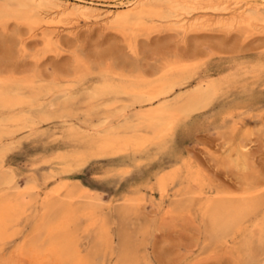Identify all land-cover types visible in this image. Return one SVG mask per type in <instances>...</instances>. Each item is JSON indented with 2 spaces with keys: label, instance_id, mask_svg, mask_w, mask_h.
Returning a JSON list of instances; mask_svg holds the SVG:
<instances>
[{
  "label": "rangeland",
  "instance_id": "374dc122",
  "mask_svg": "<svg viewBox=\"0 0 264 264\" xmlns=\"http://www.w3.org/2000/svg\"><path fill=\"white\" fill-rule=\"evenodd\" d=\"M48 1L52 7H44L48 12L29 5L0 17V92L16 90L23 101L12 108L0 107L4 127H0V160L14 170L20 185L29 177L35 181L38 204L50 196L55 184L67 186L76 180L96 192L97 213L111 218L113 244L120 226L116 209L133 197L131 218L146 226L133 239L140 264H244V253L236 248L242 236L222 244L208 239L203 211L218 196H264V23L223 28L209 21L190 28L187 23L198 16L193 14L185 20L183 16L148 19L119 29L110 17L127 0ZM179 20L185 22L184 28L178 27ZM172 63L185 68L178 73ZM164 66L186 81L171 96L209 86L213 94L208 104L189 114H175L171 128L160 137L142 131L138 141L131 139L121 149L99 148L97 130L109 111L103 102L93 111L80 100L106 82L154 81L165 72ZM122 97L111 108L130 103ZM38 111L47 114L41 117ZM18 112L33 114L34 119L21 120ZM173 171L165 188L159 189L157 178ZM180 201L184 207H173ZM26 222L18 227L17 236L9 231L0 238V264L27 263L17 251L32 232L31 220ZM255 243V264H264V254ZM115 257L111 255L106 264H114Z\"/></svg>",
  "mask_w": 264,
  "mask_h": 264
},
{
  "label": "bare ground",
  "instance_id": "6f19581e",
  "mask_svg": "<svg viewBox=\"0 0 264 264\" xmlns=\"http://www.w3.org/2000/svg\"><path fill=\"white\" fill-rule=\"evenodd\" d=\"M2 2H4V4ZM2 2H1L2 4L0 3L1 4L0 17H3L10 13L12 14L13 12H18L21 9L26 10L24 8L27 6L29 7V5H32L33 9L34 7L39 10L44 9V7L48 6V3L50 1L48 0H5L4 1L3 0ZM120 4L121 7L120 8L118 7L119 9L116 8L117 10H115L112 13V17H110L111 18L110 23L114 27L119 29L127 25L130 26L137 24L141 25V23H143L144 21L147 23L148 19L152 21V19H166V18L169 19V18H177L179 16H183V20H185L188 19L189 16L193 14H196L198 16L192 18L193 22H190V24L187 23V25H189L187 27L196 28L195 26L198 25L197 28H199L200 25H202L203 23L205 25H208L206 23H208L209 21H212L211 22L212 26L214 24L218 27H223V28H230L233 25L249 27L254 25L255 23H264V0H127L124 2L121 1L119 5ZM48 7L49 9L52 8L50 6ZM76 7H79V5L78 6L76 5ZM62 9L61 11L64 10ZM47 10L45 11L44 9L42 11L48 12ZM81 12L82 11H80L79 13ZM39 15L35 14L33 16L39 17ZM49 16L47 17L49 18ZM42 17L40 18L42 19ZM200 18L202 19L201 21H199ZM32 21L33 20H31V22ZM179 21H177L178 24ZM199 22L202 24H199ZM183 23L185 22L183 21ZM183 23L179 25L177 24L178 27L184 28ZM210 26L211 25H209V27ZM123 34H125V32H123ZM49 46L51 45L49 44ZM176 64H177L176 66L174 64L172 65V67H174V70L178 69V73L180 70L185 68L178 63ZM170 67L167 66L168 69L165 68L167 71L163 69V71L165 72L157 79L155 78L156 80L154 79V81L152 80L151 82L150 81L139 82L138 81L139 78L133 76V78L135 77L138 82L136 80L135 81L133 80V82H131L128 85L123 83L113 84L112 82L103 83L101 85H98L92 91H90V93L87 94L84 99L80 100V102L88 103L90 109L93 111H95L99 107L100 103L103 102L107 106V111H109L108 115L105 113L107 117L104 119L105 120L104 123H101L102 125L100 127L97 126L99 128L97 132L100 135V139L98 140V144H97L99 148L106 149L108 147L115 145H119V147L126 146L127 142L130 141L131 139L134 141H138L140 139V134L142 133V131L145 133H152L160 137L162 136L164 131L168 127H170L172 120L174 119V117H176L174 116L175 114L177 113L189 114L203 108L204 106H206V104H208V100H210L209 98H212L209 96L213 94L211 92L212 87L209 86L201 85L200 87L194 90L192 89V91L188 92L185 95H181L177 97L171 96L177 91L178 88H180L183 84H185L186 81L183 80L184 78L182 77L178 78L177 75L174 74L175 73L174 71H173L174 73L170 74L172 71L170 70ZM30 78L33 79V77L31 76ZM24 79L26 80L25 76ZM28 88L29 86L27 87V89ZM32 89L35 90L36 88H32ZM49 91L50 90H48V92ZM124 96L128 99V101L127 100L124 101L130 103L128 104L125 103L120 108L118 107L111 108V106H114L116 101L121 99V97L124 98ZM34 99H38V98H34ZM156 100H160V101L154 104ZM22 102L23 101H21V96L17 94L16 90L0 92L1 108H6V109L8 107L12 108L13 106H16L17 104H21ZM123 103L124 102H122V104ZM40 107L38 106V108ZM32 109L34 110V107ZM46 109H49L48 106ZM104 109H106V107ZM67 110L68 109H66V113L69 112V110L71 111V109H69L68 111ZM29 111H31V109H29ZM19 113L20 112H18V114ZM21 113L24 114L23 110L21 111ZM45 113L46 112L43 111L40 112L39 115L43 117L46 116L44 115ZM4 116L7 117L6 115ZM21 116H23L21 120H30L31 122L34 119V115L30 113L28 115L26 114L25 116L21 114ZM55 119H57V116ZM42 120L39 119V122H41ZM77 126L78 124L76 125V127ZM34 127H35V123H34ZM85 130L88 129L86 128ZM10 135H12V133H10L9 136ZM0 138L3 137L0 136ZM90 144L92 146L95 144V142H91ZM3 145L4 144L1 143L2 147ZM118 151L119 150H115V152ZM63 159L64 158H62V160ZM3 162L2 160H0V238L1 237L3 238V236L5 238V234L9 231H11L12 235L16 234L17 236V233L20 231V230L17 231L18 227L21 224H25L24 222L31 220L32 227L30 228H32L31 230L32 232L29 231L30 234L28 235V237L24 236L21 244L17 248L19 255L28 264H106V261L110 259L111 255L116 256L114 264H140L139 261L140 255L136 253V252H140V250L138 251L135 250V248L137 249L138 246L137 247L135 246L133 242L136 239L134 241L133 239L136 235L143 234L146 230L145 228L146 226L139 219L131 218L133 212V201L135 200L133 197L126 198L121 203V205H119L116 209V214L118 216L117 219L120 222L119 223L120 226L119 228L117 225H115L117 227L114 226L115 228H118V232L116 234L117 236H115L118 237V240L116 238L118 242L115 241L116 247H114L113 245L115 244L112 243L113 234L109 226L111 223V218L108 214L105 215L103 213H97L96 207L99 198L96 192H93L91 189H89L88 187L84 186L82 183L76 180L72 184L67 186L64 184H55L54 188L50 192L51 193L50 196L47 198L45 197L46 200L44 199L43 202L41 201V203L38 204V201L36 199L37 196L34 191L35 181L29 177V179L25 181L23 186L20 185L21 183L19 184L14 170L10 167H6L3 164ZM66 168H67V172L71 171V169H69L68 171V167ZM174 172L175 171L171 173L165 172L157 178L156 181L159 186V189L165 188V182L167 181V178L174 176ZM188 193H191V191L186 192V194ZM182 194L183 193H181V195ZM123 198H125L124 195ZM182 203L183 202L180 201L177 204H174L173 207L175 208L182 206L184 207L185 205ZM173 207L171 209H173ZM188 207L189 206H187V209ZM203 212L205 217V218L203 217L205 221L204 227L209 237L208 239L217 242V244L218 242L220 243L221 241L222 244L223 241L225 242L227 240L234 241L238 237V235H241L242 236L240 237L241 240L240 241L237 240L239 241L237 247L234 245L235 241L233 242V246L239 249L237 251L239 252L241 251L242 253H244L243 256H245V258L243 259L244 261L243 263L255 264L258 262L256 261L257 256H254L255 252L253 254L254 251L253 249L255 247L253 246V244L254 242H256L255 244L258 245L259 250H261L260 253L262 252L261 254L260 253L259 254L260 255L264 254V196L247 195L245 197L243 196L236 198L218 196L214 200H210L205 205V209ZM128 227H130V229L132 228L133 230L128 229ZM255 228H257V233L255 232L256 231ZM253 229H255V231ZM144 241L145 240H143L142 242ZM231 249H233V247ZM237 251L236 253L239 254V252ZM243 256L241 258H243ZM146 259H148L147 256Z\"/></svg>",
  "mask_w": 264,
  "mask_h": 264
}]
</instances>
